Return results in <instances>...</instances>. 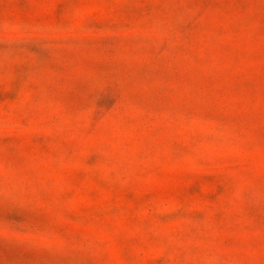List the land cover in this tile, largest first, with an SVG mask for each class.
Returning a JSON list of instances; mask_svg holds the SVG:
<instances>
[{
	"label": "rangeland",
	"instance_id": "374dc122",
	"mask_svg": "<svg viewBox=\"0 0 264 264\" xmlns=\"http://www.w3.org/2000/svg\"><path fill=\"white\" fill-rule=\"evenodd\" d=\"M0 264H264V0H0Z\"/></svg>",
	"mask_w": 264,
	"mask_h": 264
}]
</instances>
